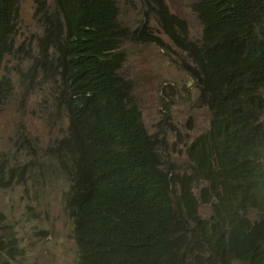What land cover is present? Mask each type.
I'll list each match as a JSON object with an SVG mask.
<instances>
[{
	"label": "trees",
	"instance_id": "obj_1",
	"mask_svg": "<svg viewBox=\"0 0 264 264\" xmlns=\"http://www.w3.org/2000/svg\"><path fill=\"white\" fill-rule=\"evenodd\" d=\"M34 3L43 34L28 73L53 84L69 118L49 153L72 177L77 264H264V223L247 232L238 212L255 200L264 214L252 171L264 151V0H194L198 41L166 0H142L146 21L133 32L120 25L116 0ZM19 10L20 0H0V65L16 53ZM154 33L187 55L184 69L209 113L185 151L193 176L161 156L119 75L123 42H156ZM11 88L0 81V110ZM18 168L0 162V185L23 183L28 169ZM201 205L210 217L199 216ZM23 253L0 212V264Z\"/></svg>",
	"mask_w": 264,
	"mask_h": 264
},
{
	"label": "rangeland",
	"instance_id": "obj_2",
	"mask_svg": "<svg viewBox=\"0 0 264 264\" xmlns=\"http://www.w3.org/2000/svg\"><path fill=\"white\" fill-rule=\"evenodd\" d=\"M116 1L120 25L131 32L141 27L146 21L142 0ZM166 1L170 12L187 23V39L198 41L202 26L194 0ZM150 25L157 28L153 21ZM42 34L34 0H20L16 53L0 65V81L7 78L12 86L0 110V162L7 169L25 167L28 173L21 184L0 185V212L24 250L13 264H77L75 221L67 203L72 177L49 153L66 134L69 118L54 99L53 84L39 83L37 72L28 73ZM154 34L156 42H123L125 59L119 75L131 82L133 102L161 156L180 175L193 176L194 166L185 151L207 130L209 113L199 104L196 80L184 69L187 55L167 35ZM198 214L210 217V206L201 205Z\"/></svg>",
	"mask_w": 264,
	"mask_h": 264
},
{
	"label": "clouds",
	"instance_id": "obj_3",
	"mask_svg": "<svg viewBox=\"0 0 264 264\" xmlns=\"http://www.w3.org/2000/svg\"><path fill=\"white\" fill-rule=\"evenodd\" d=\"M197 137L198 136L195 138ZM252 171L255 177L253 180L259 182L264 187V151L262 154L258 155L256 162L253 165ZM171 190L173 191L174 189L171 187ZM260 195H264V188H262ZM238 212L240 213L242 227L245 231H247L244 228L245 226L260 227L264 223V214L263 212L259 211L257 202L255 200L245 205V207L240 209Z\"/></svg>",
	"mask_w": 264,
	"mask_h": 264
}]
</instances>
